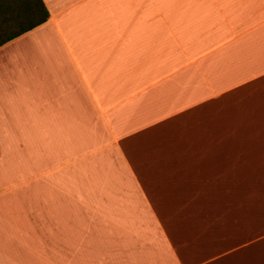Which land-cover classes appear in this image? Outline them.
Instances as JSON below:
<instances>
[{
    "label": "crops",
    "instance_id": "0c3cea01",
    "mask_svg": "<svg viewBox=\"0 0 264 264\" xmlns=\"http://www.w3.org/2000/svg\"><path fill=\"white\" fill-rule=\"evenodd\" d=\"M0 45V264H264V0H41Z\"/></svg>",
    "mask_w": 264,
    "mask_h": 264
},
{
    "label": "trees",
    "instance_id": "16d2710c",
    "mask_svg": "<svg viewBox=\"0 0 264 264\" xmlns=\"http://www.w3.org/2000/svg\"><path fill=\"white\" fill-rule=\"evenodd\" d=\"M14 2L10 19L13 29L0 39V45L42 24L48 17L41 0H14Z\"/></svg>",
    "mask_w": 264,
    "mask_h": 264
},
{
    "label": "rangeland",
    "instance_id": "374dc122",
    "mask_svg": "<svg viewBox=\"0 0 264 264\" xmlns=\"http://www.w3.org/2000/svg\"><path fill=\"white\" fill-rule=\"evenodd\" d=\"M15 6L14 0H0V39L13 29L11 25L12 7Z\"/></svg>",
    "mask_w": 264,
    "mask_h": 264
}]
</instances>
